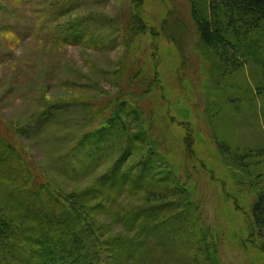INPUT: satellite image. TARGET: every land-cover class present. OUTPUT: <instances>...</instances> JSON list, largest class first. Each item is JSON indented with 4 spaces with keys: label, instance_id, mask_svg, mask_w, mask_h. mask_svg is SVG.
Here are the masks:
<instances>
[{
    "label": "rangeland",
    "instance_id": "374dc122",
    "mask_svg": "<svg viewBox=\"0 0 264 264\" xmlns=\"http://www.w3.org/2000/svg\"><path fill=\"white\" fill-rule=\"evenodd\" d=\"M141 3L142 33L132 27L133 0H0V138L13 147L4 160L12 161L8 170L0 167V178L7 177L0 179V203L16 189L32 191L38 179L59 196L93 187L118 159L112 144L89 141L105 122L101 111L129 90L147 92L137 102L151 107L140 118L144 131L169 113L155 133L167 140L175 173L180 169L203 224L214 232L221 263L264 264L254 250L264 251V235L250 215L256 188L264 185V155L248 176L218 154L220 146L233 155L263 151L262 72L249 63L216 75L220 65L205 53L192 18L196 8L208 9V0ZM123 118L135 119L132 132L140 133L135 115ZM186 135L205 164L190 159ZM126 194L115 196L117 203L139 202ZM94 215L105 237L131 236L112 212Z\"/></svg>",
    "mask_w": 264,
    "mask_h": 264
},
{
    "label": "trees",
    "instance_id": "16d2710c",
    "mask_svg": "<svg viewBox=\"0 0 264 264\" xmlns=\"http://www.w3.org/2000/svg\"><path fill=\"white\" fill-rule=\"evenodd\" d=\"M133 1L136 15L132 27L142 33L147 28L140 16L142 0ZM192 18L205 53L220 65L216 75L222 69L223 73L228 69L241 70L253 63L264 78V0H208V9L196 8ZM71 29L70 26L68 32ZM257 90L264 97V84L258 83ZM146 95L147 92L137 95L129 90L101 111L105 122L91 133L89 141L112 144L118 159L93 187L59 196L38 179L32 191L16 189L7 203H0V264H222L214 232L203 224L191 188L178 175L180 169L175 173L172 155L165 146L167 140L155 133L169 113L147 120L149 127L144 131L142 114L151 107L143 109L144 104L137 102ZM220 113L216 115L222 116ZM129 115L140 121V133L132 132L135 119L127 122L123 118ZM174 122L172 118L171 123H166L168 133ZM178 125L183 127L184 123ZM183 140L192 162L205 164L189 136ZM0 146L9 151V155L3 150L0 153V167L8 170L6 164L12 161L4 160L11 157L13 147L4 138H0ZM262 150L233 155L230 148L220 146L218 154L230 157L250 176L257 172L253 167L261 165L258 159L264 155ZM16 157L20 162V156ZM11 175H15V170ZM256 190L250 215L254 229L264 235V185L260 182ZM122 191L127 198L136 197L139 202L123 207L115 198ZM43 196L49 202H43ZM100 211L112 212L114 221L123 223L131 236L105 237L94 215ZM254 250L264 257V251Z\"/></svg>",
    "mask_w": 264,
    "mask_h": 264
}]
</instances>
